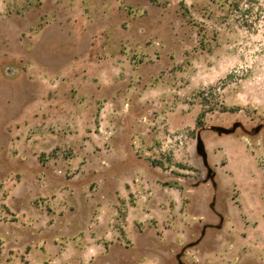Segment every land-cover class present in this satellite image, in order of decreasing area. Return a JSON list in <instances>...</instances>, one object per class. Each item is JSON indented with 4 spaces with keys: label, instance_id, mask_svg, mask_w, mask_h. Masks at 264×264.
Returning <instances> with one entry per match:
<instances>
[{
    "label": "rangeland",
    "instance_id": "rangeland-1",
    "mask_svg": "<svg viewBox=\"0 0 264 264\" xmlns=\"http://www.w3.org/2000/svg\"><path fill=\"white\" fill-rule=\"evenodd\" d=\"M260 192L264 0H0V264H264Z\"/></svg>",
    "mask_w": 264,
    "mask_h": 264
},
{
    "label": "crops",
    "instance_id": "crops-1",
    "mask_svg": "<svg viewBox=\"0 0 264 264\" xmlns=\"http://www.w3.org/2000/svg\"><path fill=\"white\" fill-rule=\"evenodd\" d=\"M258 205L260 208L257 212V215L254 218L256 229L259 232L258 243H253L256 245V249H253L255 254L264 253V193L260 192L259 198L257 199ZM248 264L247 262H244Z\"/></svg>",
    "mask_w": 264,
    "mask_h": 264
},
{
    "label": "water",
    "instance_id": "water-1",
    "mask_svg": "<svg viewBox=\"0 0 264 264\" xmlns=\"http://www.w3.org/2000/svg\"><path fill=\"white\" fill-rule=\"evenodd\" d=\"M198 151H199V152H202V146H201V141H200V140H199Z\"/></svg>",
    "mask_w": 264,
    "mask_h": 264
}]
</instances>
